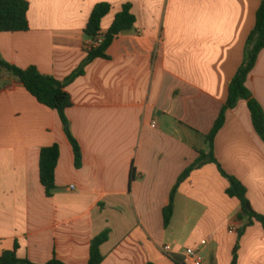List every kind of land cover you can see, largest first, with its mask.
Instances as JSON below:
<instances>
[{"label": "crops", "instance_id": "crops-1", "mask_svg": "<svg viewBox=\"0 0 264 264\" xmlns=\"http://www.w3.org/2000/svg\"><path fill=\"white\" fill-rule=\"evenodd\" d=\"M30 30L0 33L3 59L63 82L73 106L69 129L14 77L0 80V255L34 264L57 258L88 264L92 241L106 231L103 264H185L196 248L203 264H264V228L239 220L241 202L216 164L180 185L169 227L164 210L182 174L208 151L211 133L243 64L261 0H27ZM112 5L102 34L126 4L136 29L118 36L108 59L84 66L94 8ZM83 74L70 78L79 70ZM264 110V50L247 79ZM60 147L57 190L40 181L42 149ZM223 169L247 189L264 216V142L246 101L229 111L214 142ZM72 186L74 187L72 189ZM206 242V244H203ZM171 246L179 262L164 253Z\"/></svg>", "mask_w": 264, "mask_h": 264}, {"label": "trees", "instance_id": "trees-1", "mask_svg": "<svg viewBox=\"0 0 264 264\" xmlns=\"http://www.w3.org/2000/svg\"><path fill=\"white\" fill-rule=\"evenodd\" d=\"M30 3L27 0H0V33H18L28 32L30 30L29 14ZM112 10L109 3L98 4L88 21L85 29L86 36L92 41H96L99 37H104V41L97 47L88 50V56L83 65L86 66L95 59H108L107 51L113 44L115 39L121 34L132 32L136 29L137 18L133 13L132 4H126L122 10L116 15L115 20L106 34H102V22ZM264 50V0H261V6L256 14V25L248 37L244 61L236 76L233 78L228 100L223 107L219 118L217 119L211 133L206 137L208 151H201L197 161L189 167L180 177L177 185L172 191L170 204L164 210L165 226L169 227L175 211V197L180 185L190 176V174L203 166L213 163L219 168L220 173L226 178L230 187L227 195L236 198L241 202V213L239 220L247 219V224L240 230L241 237L246 229L255 222L262 224L264 228V216L254 211L247 196V189L234 176L229 175L218 162L215 156L214 142L218 133L224 127L227 114L235 109L240 101H246L251 113L253 126L264 142V110L261 104L254 98L253 94L247 87V79L256 66L260 53ZM9 74L17 79L27 91L33 95L39 103L56 111L66 129L67 136L73 146L75 154V165L80 168L83 163V155L78 141L72 135L69 129V121L67 119V110L73 106L70 94L66 90V85L54 77L43 75L36 67L28 69H20L7 63L0 53V80L5 74ZM83 74V69L76 72L70 80ZM60 159V147L55 144L52 147L44 148L40 154V181L45 189L48 198L53 197L57 190L56 170ZM110 232L106 231L96 237L91 243L90 259L88 264H103L104 256L101 247L109 240ZM19 245L16 244L13 251L5 252L0 255V264H34L28 259H20L17 255ZM237 245L233 253L232 264H238ZM179 262L176 257L173 258ZM47 264H64L57 258L52 259ZM153 264V263H148Z\"/></svg>", "mask_w": 264, "mask_h": 264}, {"label": "built area", "instance_id": "built-area-1", "mask_svg": "<svg viewBox=\"0 0 264 264\" xmlns=\"http://www.w3.org/2000/svg\"><path fill=\"white\" fill-rule=\"evenodd\" d=\"M104 41V37H99L96 39V41H92L88 47V50H90L93 47H97L100 44H102V42ZM74 187L72 186V189ZM203 244H206V242H203ZM163 251L165 254H167L168 256H170L171 258H174L175 256L172 253V249L171 246H165L163 248ZM186 258H187V262L185 264H203L204 263V259L201 256V253L198 249L196 248H190L187 249L186 251Z\"/></svg>", "mask_w": 264, "mask_h": 264}, {"label": "rangeland", "instance_id": "rangeland-1", "mask_svg": "<svg viewBox=\"0 0 264 264\" xmlns=\"http://www.w3.org/2000/svg\"><path fill=\"white\" fill-rule=\"evenodd\" d=\"M187 251V250H186Z\"/></svg>", "mask_w": 264, "mask_h": 264}]
</instances>
